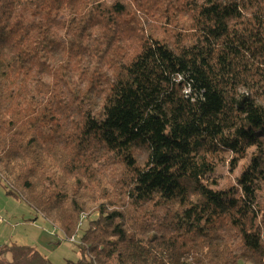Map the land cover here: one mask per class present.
<instances>
[{
    "label": "trees",
    "instance_id": "1",
    "mask_svg": "<svg viewBox=\"0 0 264 264\" xmlns=\"http://www.w3.org/2000/svg\"><path fill=\"white\" fill-rule=\"evenodd\" d=\"M0 176L67 238L97 213L75 264H264V0H0Z\"/></svg>",
    "mask_w": 264,
    "mask_h": 264
},
{
    "label": "rangeland",
    "instance_id": "2",
    "mask_svg": "<svg viewBox=\"0 0 264 264\" xmlns=\"http://www.w3.org/2000/svg\"><path fill=\"white\" fill-rule=\"evenodd\" d=\"M231 155L223 154L215 161L216 169L210 176L218 182L217 187H226L235 183L236 177L242 172V166L248 158L240 159L235 165L229 160ZM233 166V167H232ZM85 218L79 226V231L70 241L58 224L52 223L23 197L6 193L0 176V245L17 243L28 245L37 250L46 259V264H75L81 256L76 243L87 227V222L95 217V211L83 212ZM9 260L10 256L6 255ZM111 264H117L115 261ZM239 264H249L240 262Z\"/></svg>",
    "mask_w": 264,
    "mask_h": 264
},
{
    "label": "built area",
    "instance_id": "3",
    "mask_svg": "<svg viewBox=\"0 0 264 264\" xmlns=\"http://www.w3.org/2000/svg\"><path fill=\"white\" fill-rule=\"evenodd\" d=\"M84 218H85L84 214H81L80 217H79V222L77 224V228H79V226L81 225V222L84 220ZM69 240L73 241L74 237H69Z\"/></svg>",
    "mask_w": 264,
    "mask_h": 264
}]
</instances>
